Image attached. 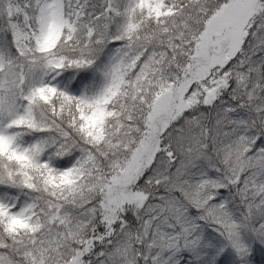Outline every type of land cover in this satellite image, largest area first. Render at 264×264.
Listing matches in <instances>:
<instances>
[{
  "label": "snow or ice",
  "instance_id": "6c2138e0",
  "mask_svg": "<svg viewBox=\"0 0 264 264\" xmlns=\"http://www.w3.org/2000/svg\"><path fill=\"white\" fill-rule=\"evenodd\" d=\"M0 264H264V0H0Z\"/></svg>",
  "mask_w": 264,
  "mask_h": 264
}]
</instances>
